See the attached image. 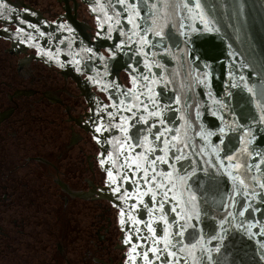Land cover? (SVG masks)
<instances>
[{
	"label": "water",
	"instance_id": "95a60500",
	"mask_svg": "<svg viewBox=\"0 0 264 264\" xmlns=\"http://www.w3.org/2000/svg\"><path fill=\"white\" fill-rule=\"evenodd\" d=\"M44 3L108 264H264V0Z\"/></svg>",
	"mask_w": 264,
	"mask_h": 264
},
{
	"label": "flooded vegetation",
	"instance_id": "af4514ba",
	"mask_svg": "<svg viewBox=\"0 0 264 264\" xmlns=\"http://www.w3.org/2000/svg\"><path fill=\"white\" fill-rule=\"evenodd\" d=\"M10 9H12L13 15L8 14V10ZM42 14V11L35 10L30 3L22 0L12 5L6 4L5 6L0 1V36L10 41L13 46L12 50L15 51L14 54L23 53L26 48H30L35 50V54H32V56L27 54L24 56L25 59L35 58L48 67L56 66L60 69L57 53L47 49L36 37V34L39 36L45 34L39 31L41 29L35 27L37 25L32 24L35 22L36 17L43 18ZM9 18L17 19L20 26L17 27L15 24L9 22ZM9 25L12 28H9ZM21 26L25 28L21 29ZM31 27L34 28L31 29ZM43 27L41 26L40 28ZM23 30L26 31L23 32ZM27 68V64L20 66L17 70L18 74H14V76L19 81H24L25 85L22 86V90L29 93L26 95L33 97L37 94L35 96L37 98L25 101L24 104L22 99L24 94L20 93L18 88L11 89L14 91V96L7 95V100L12 106L11 108L7 107L3 109L4 112L0 113V120L8 126L18 123L16 120L8 118L11 110H13L12 114L19 113L21 121H23L25 114L28 112L27 109H31L35 105L54 106L51 97L53 99L55 97L49 95L52 90L29 86L30 83L35 82L33 79L34 77L36 78V74ZM9 86L11 84H8V82L2 83L1 80L0 92L6 90ZM40 93H42L41 96L39 95ZM60 102L64 104L66 109L64 112L69 114V104H66L65 101ZM5 112L8 115H4ZM24 151L28 152V150ZM8 154L9 151H4L0 154V258L2 260L0 264H33L34 261H37L36 264L70 263L69 258H67V254L69 253L68 246L71 244L70 206L73 199H76V195H74L76 192L71 189V182L68 177L70 174L65 172L64 167L62 169L60 166L55 165L56 161L52 167L44 165L45 161L50 163L48 158L52 157L55 160L56 155L59 154V150L57 153L53 150L41 151L40 154L35 150L33 154H27L26 157H24L25 153L18 154L17 160H20V157H22L23 162L16 160L17 163L12 166L7 164L8 159H6V156ZM32 156L36 162L35 165L28 164L29 157ZM59 176H63V179H58ZM18 181L22 182L21 188L23 191L20 193L12 187L17 185ZM55 186L61 187L63 190V197H58V200L62 201L60 209H62L63 213V216L59 219L56 212L57 197L55 195ZM29 188H32V191L26 193L24 189L28 190ZM24 245L28 251V255L26 256L28 258L27 261L24 260V253H22ZM59 245L63 248L60 249ZM56 248L60 249L57 253ZM35 252L37 254L36 257L34 256ZM3 260L6 261L4 262Z\"/></svg>",
	"mask_w": 264,
	"mask_h": 264
},
{
	"label": "rangeland",
	"instance_id": "374dc122",
	"mask_svg": "<svg viewBox=\"0 0 264 264\" xmlns=\"http://www.w3.org/2000/svg\"><path fill=\"white\" fill-rule=\"evenodd\" d=\"M0 1L2 5L5 6L6 4L12 5L20 0ZM22 1L30 3L35 10L42 11L43 18L48 20L44 0ZM8 14L13 15L12 9L8 10ZM9 28H12V26L9 25ZM12 49L13 46L10 41L0 36V81L2 80V83L8 82V84H11L6 90L0 92V113L4 112L3 109L7 107L11 108L12 106L7 100V95L14 96V91L11 89L18 88L19 92L24 94V97L22 98L24 104L25 101L37 98L35 97L37 94L33 97L26 95L29 93L22 90V86L25 85L24 81H19L18 78L14 76V74H18L17 70L22 65L27 64V69H30L31 72L34 71L36 74V78L34 77L33 79L35 82L30 83L29 86L44 90L47 88L50 90L55 89L58 93L55 94V99L51 97L54 106L44 104L35 105V107L31 109H27L28 112L25 114L23 121H21L19 113L12 114L13 110L10 111L9 115L6 112L4 113V115H8V118L12 120L14 119L18 122L12 126H8L0 120V154L4 151H9L8 156H6V159H8L7 164L9 166H12L15 163V161H10L9 159L12 158L15 160L18 154L21 155L25 153L24 156L26 157L27 154H33L35 150H37L39 154L41 151L45 152L52 150L57 153L58 150L63 148L70 141L71 129L76 131L71 110L69 114L65 113L64 110L66 109L64 104L60 102L65 101L66 104H69L60 69L56 66L48 67L35 58H24L27 54L30 56L35 54V50L26 48L23 53L19 52L14 54L15 51ZM41 94L42 93L39 95L41 96ZM24 150H28V152L26 153ZM10 151L12 152L11 154ZM61 151H64V149H61ZM31 159L33 158L30 157L28 164L35 165L34 160L32 161ZM48 159L50 160V163L45 161L44 165H50V167H52L55 164V160H53L52 157ZM55 165L60 166L62 169L63 167L65 168V172L70 174V176L67 175L70 179L71 185H74L73 188L79 189L74 192H76V194H81L80 197L75 196L76 199H73L70 206L72 230L71 244L68 246L69 253L67 254L70 263L67 262V264H108L79 142L76 143L73 149L66 154L64 161H61L60 163L56 162ZM58 179L62 180L63 176H59ZM59 182L62 184L61 181ZM21 183L22 182L18 181L17 185L12 186L18 193L23 191ZM54 189L57 197L56 212L58 213L59 219L63 216V213L62 209H60V203L62 201L58 200V197H63V190L58 186H55ZM24 190L28 193L32 191V188ZM59 248L62 249L63 247L59 245ZM59 248H56V253L60 250ZM38 252H40V250H38ZM22 253H24V260L27 261L28 258H26V256L28 255V251L25 245L23 246ZM91 255L95 256V262L91 261ZM34 256H37L36 252ZM3 261L5 262L6 260ZM1 262L2 260L0 258V263ZM36 263L37 261L33 262V264Z\"/></svg>",
	"mask_w": 264,
	"mask_h": 264
},
{
	"label": "trees",
	"instance_id": "16d2710c",
	"mask_svg": "<svg viewBox=\"0 0 264 264\" xmlns=\"http://www.w3.org/2000/svg\"><path fill=\"white\" fill-rule=\"evenodd\" d=\"M58 92L54 89L52 90V92H50L51 95L55 96V94H57ZM78 143V138H77V134L76 131H73L71 129L70 132V141L61 149H64V151H61V149L59 150V154L56 155L55 161L57 163H60L66 156V154L68 153V151H71L73 149V147L75 146V144ZM67 151V153H66ZM25 157V156H24ZM18 156L15 158V160H13L12 158L9 159L10 161H15V163L13 165H15L17 163V161L19 162H23L22 157H20V160H17ZM17 160V161H16ZM74 185H71V189L73 191H78L79 189H75L73 188ZM72 230V229H71ZM96 258L95 256L91 255V261L95 262Z\"/></svg>",
	"mask_w": 264,
	"mask_h": 264
},
{
	"label": "snow or ice",
	"instance_id": "6c2138e0",
	"mask_svg": "<svg viewBox=\"0 0 264 264\" xmlns=\"http://www.w3.org/2000/svg\"><path fill=\"white\" fill-rule=\"evenodd\" d=\"M120 2L123 3L124 0H120ZM197 7H199V4H197ZM209 30H211V29H209ZM249 91H251V89H249ZM152 115H154V116L159 115V112H154V113H152ZM96 131H97V132L101 131V128H97ZM156 139H160V137L158 136V137H156ZM157 159H162V158H159V157H158ZM177 159H180V157H177ZM101 163L103 164L104 162L101 161ZM152 163L155 164L156 161L153 160ZM108 175H109L110 180H112V182L114 183L115 181H114V179H112V173L109 172ZM145 175H147V172H145ZM153 179H155V177H153ZM157 187H162V185H157ZM116 190L119 191V189H116ZM164 195H165V197H166V196H167V193H165ZM160 208H161V210L163 209V204L160 205ZM173 211H175V209H173ZM242 214H243V213H241V215H242ZM121 217H122V219H121V223L123 224V223H124V221H123V210L121 211ZM162 219H163V217H162ZM165 223H167L166 220H165ZM177 235H183V232L177 233ZM163 239L166 241V243H165V248H167V247H168V244H170V240H168V233H167V232H165V236L163 237ZM125 242L127 243L128 241H125ZM135 247H136V246L133 245V248H134V249H135ZM193 247H195V245H193ZM156 250H157V249H154V251H156ZM144 255H145V258H146V257H147V253H145Z\"/></svg>",
	"mask_w": 264,
	"mask_h": 264
},
{
	"label": "crops",
	"instance_id": "0c3cea01",
	"mask_svg": "<svg viewBox=\"0 0 264 264\" xmlns=\"http://www.w3.org/2000/svg\"><path fill=\"white\" fill-rule=\"evenodd\" d=\"M32 158H33V156H32ZM29 159H30V157H29ZM34 159V158H33ZM33 159H31L32 161H33ZM35 162V161H34ZM35 164H36V162H35ZM30 165H33V164H30Z\"/></svg>",
	"mask_w": 264,
	"mask_h": 264
}]
</instances>
